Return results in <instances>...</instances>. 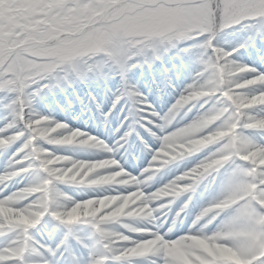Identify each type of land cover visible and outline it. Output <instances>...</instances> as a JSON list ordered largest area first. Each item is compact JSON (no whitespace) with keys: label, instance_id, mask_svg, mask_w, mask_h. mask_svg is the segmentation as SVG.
Segmentation results:
<instances>
[{"label":"snow or ice","instance_id":"6c2138e0","mask_svg":"<svg viewBox=\"0 0 264 264\" xmlns=\"http://www.w3.org/2000/svg\"><path fill=\"white\" fill-rule=\"evenodd\" d=\"M0 264H264V0H0Z\"/></svg>","mask_w":264,"mask_h":264}]
</instances>
